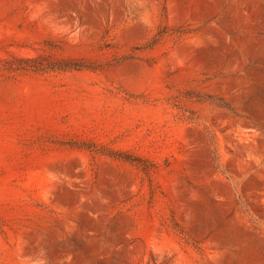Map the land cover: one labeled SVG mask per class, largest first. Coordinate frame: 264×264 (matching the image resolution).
I'll return each mask as SVG.
<instances>
[{"label":"rangeland","instance_id":"rangeland-1","mask_svg":"<svg viewBox=\"0 0 264 264\" xmlns=\"http://www.w3.org/2000/svg\"><path fill=\"white\" fill-rule=\"evenodd\" d=\"M0 264H264V0H0Z\"/></svg>","mask_w":264,"mask_h":264}]
</instances>
